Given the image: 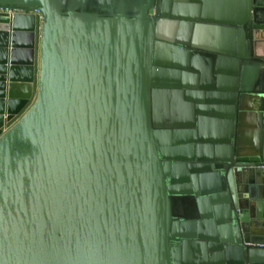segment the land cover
Listing matches in <instances>:
<instances>
[{"label": "water", "instance_id": "obj_1", "mask_svg": "<svg viewBox=\"0 0 264 264\" xmlns=\"http://www.w3.org/2000/svg\"><path fill=\"white\" fill-rule=\"evenodd\" d=\"M0 264H264V0H0Z\"/></svg>", "mask_w": 264, "mask_h": 264}]
</instances>
